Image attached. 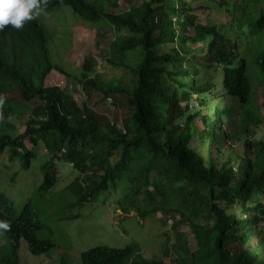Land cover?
Segmentation results:
<instances>
[{
  "label": "trees",
  "instance_id": "obj_1",
  "mask_svg": "<svg viewBox=\"0 0 264 264\" xmlns=\"http://www.w3.org/2000/svg\"><path fill=\"white\" fill-rule=\"evenodd\" d=\"M62 7L98 31L112 32L108 62L125 68L128 82L100 81L86 61L78 83L85 97L96 93V104L109 99L116 108L125 107L126 115L118 127L117 117L101 120L59 86L45 85L52 70L65 72L52 60L41 18L20 29H0V161H15L19 171L36 161L40 198L14 199L0 190V221L9 225L0 229V264H21V240L35 256L54 247L39 204L45 210L59 199L63 210L80 209L119 183L127 186L117 200L122 212L133 209L141 218L163 212L186 225L188 232H176L169 246L177 253L176 264H264V0H46L42 5ZM135 49L136 63L124 62ZM257 87L261 114L252 104ZM226 97L240 105L233 134L224 125L229 108L218 105ZM30 104L38 113L27 115L20 131L16 119L26 116ZM199 116L202 128L195 121ZM59 162L76 176L53 193L59 183L53 167ZM138 196L149 209L135 204ZM80 261L164 264L142 256L132 241L122 248L91 247L80 253Z\"/></svg>",
  "mask_w": 264,
  "mask_h": 264
},
{
  "label": "rangeland",
  "instance_id": "obj_2",
  "mask_svg": "<svg viewBox=\"0 0 264 264\" xmlns=\"http://www.w3.org/2000/svg\"><path fill=\"white\" fill-rule=\"evenodd\" d=\"M67 9L64 7L53 10L42 9L36 15L39 19L41 18L40 20L50 35L49 49L52 60L65 72L63 74L52 70L46 77L45 85L59 86L78 105L85 103L101 120L114 121L117 117V126L120 127V119L126 115V108H116L109 99L96 104L98 94L94 93L90 98L85 97L78 83L82 72L81 66L86 61L93 63L98 80L113 83L119 80L122 84L128 82L127 70L122 67H113L108 62L112 57L109 42L113 39V34L108 29L98 31L96 26L73 17ZM65 16H67L66 19ZM244 50L242 47L243 53ZM138 58L139 49H135L125 54L124 62L134 65ZM262 99L257 87L252 104L257 105L260 114ZM218 102L220 107L225 105L229 108V115L224 117V125L227 132L233 134L236 130L237 112L240 109L239 102L230 97L221 98ZM35 105H28L26 116L16 119L20 131V124L24 123L27 115L38 113L33 108V106L36 107ZM193 106L197 107V104L193 103ZM207 110L204 109L201 114ZM195 121L200 128L203 127L200 116ZM41 151L42 148L38 152ZM35 163L36 161L32 162L30 168L19 171L15 166V161L6 163L0 161V190L14 199L22 200L31 197L34 201L40 202L34 186L36 176L33 174H36V170L33 167ZM35 166L37 168V165ZM53 171L59 182L53 189V193L66 188L76 176L74 170L60 162L55 163ZM126 187L124 183H119L115 189L110 186L108 190L101 191L95 200L87 202L80 209L63 210L62 201L59 199L53 201L45 210L43 204H39L40 220L46 224L54 247L47 254L35 256L30 253L26 242L21 240L18 249L21 264H62V258L67 260L68 264H81L80 253L91 247L122 248L131 241L139 246L142 256L161 259L164 264H176L174 258L177 253L174 249H169V246L170 243L175 242L176 232H188L186 225L177 224L180 219L177 216L174 219H168L169 214L163 212L149 213L144 218H141L133 209L128 213L122 212L117 200L122 198L124 192L127 191ZM147 189L150 190L151 187ZM135 204L143 210L150 208L143 196H138ZM123 205L127 206L126 203ZM68 214H80V216L65 219L63 216ZM188 242L190 248L193 249L195 245L191 235L188 236Z\"/></svg>",
  "mask_w": 264,
  "mask_h": 264
},
{
  "label": "clouds",
  "instance_id": "obj_3",
  "mask_svg": "<svg viewBox=\"0 0 264 264\" xmlns=\"http://www.w3.org/2000/svg\"><path fill=\"white\" fill-rule=\"evenodd\" d=\"M44 4L46 0H0V29L5 25L20 29L39 14ZM8 227L6 221H0V229Z\"/></svg>",
  "mask_w": 264,
  "mask_h": 264
}]
</instances>
